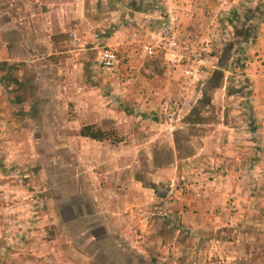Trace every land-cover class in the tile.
<instances>
[{
    "label": "crops",
    "instance_id": "1",
    "mask_svg": "<svg viewBox=\"0 0 264 264\" xmlns=\"http://www.w3.org/2000/svg\"><path fill=\"white\" fill-rule=\"evenodd\" d=\"M89 1L105 26L113 20L102 41L123 61L118 74L108 76L118 85L129 75L118 91L136 104L126 114L128 133L119 127L116 143L89 138V243L95 251L85 259H151L170 250L159 229L163 207H157V194L164 185L184 207L178 228L193 231L237 215L254 199L253 179L264 181V0ZM172 18L183 32L213 40L192 79L166 57L149 58L143 50L159 23ZM249 26H255V38L242 40ZM224 28L230 37L221 41ZM167 98L181 105L171 107V115L163 110ZM173 202L163 217L173 215ZM46 218L61 230L60 213L48 211ZM68 243L63 252L49 245L54 264L76 258Z\"/></svg>",
    "mask_w": 264,
    "mask_h": 264
},
{
    "label": "rangeland",
    "instance_id": "2",
    "mask_svg": "<svg viewBox=\"0 0 264 264\" xmlns=\"http://www.w3.org/2000/svg\"><path fill=\"white\" fill-rule=\"evenodd\" d=\"M94 5L0 0V264H54L49 245L63 252L69 241L78 254L59 264H89L85 258L95 251L89 243V137L80 130L90 125L116 143L119 127L129 131L133 101L99 67L102 35L114 24L105 26L92 13ZM253 184L254 199L238 206L237 215L193 231L162 216L171 201L172 216L184 211L164 185L157 207H163L159 229L169 252L100 264H264V181L254 178ZM54 210L62 216L60 231L46 218ZM39 220L44 224L38 227Z\"/></svg>",
    "mask_w": 264,
    "mask_h": 264
},
{
    "label": "built area",
    "instance_id": "3",
    "mask_svg": "<svg viewBox=\"0 0 264 264\" xmlns=\"http://www.w3.org/2000/svg\"><path fill=\"white\" fill-rule=\"evenodd\" d=\"M229 37L228 30L224 28L220 31L221 41L227 40ZM151 38V41L143 45L146 56L149 58L166 57L173 67H182L184 75L191 79L195 73L200 72L202 61L205 56L210 55L213 47V40L211 38L201 40L194 35L192 36V34L183 32L176 18L161 21ZM98 64L104 72L113 76L118 74L122 63L118 58L116 50L106 47L99 53ZM129 78V75L123 76L122 79L119 78L120 84L118 85L121 90L125 89L129 83ZM241 80L242 78L237 81ZM241 84L242 89L246 91L247 87L244 80H242ZM171 107L180 108L181 105L172 99H165L163 106L165 114L171 115L169 111ZM164 216L173 218L179 224L180 213L174 216L164 214Z\"/></svg>",
    "mask_w": 264,
    "mask_h": 264
},
{
    "label": "trees",
    "instance_id": "4",
    "mask_svg": "<svg viewBox=\"0 0 264 264\" xmlns=\"http://www.w3.org/2000/svg\"><path fill=\"white\" fill-rule=\"evenodd\" d=\"M259 12V10H257ZM246 16H253L251 10H244ZM255 38V26H249L246 30L243 31L242 40H253ZM80 135L84 137H89L95 140H102L107 138L104 134L97 130H91L90 125H85L80 130Z\"/></svg>",
    "mask_w": 264,
    "mask_h": 264
}]
</instances>
